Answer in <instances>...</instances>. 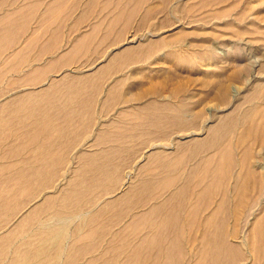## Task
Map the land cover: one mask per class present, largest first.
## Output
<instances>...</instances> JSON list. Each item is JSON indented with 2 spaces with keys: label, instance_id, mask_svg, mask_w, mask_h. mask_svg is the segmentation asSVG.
<instances>
[{
  "label": "bare ground",
  "instance_id": "bare-ground-1",
  "mask_svg": "<svg viewBox=\"0 0 264 264\" xmlns=\"http://www.w3.org/2000/svg\"><path fill=\"white\" fill-rule=\"evenodd\" d=\"M114 5L115 28L126 19L127 30L135 18L132 40L107 55L97 73L71 80L85 97L93 87L104 96L108 87L106 95L120 107L114 118L96 132H88L86 120L62 121L46 137L28 134L21 120L0 122V130L5 128L0 264H264V173L258 168L264 69L246 95L233 100L230 85L238 70L228 75L222 66L228 59L206 52L212 64L207 63L203 85L219 105L209 115L194 110L200 101L192 95L157 96L162 85L157 78L145 83L154 97L143 94L145 88L139 93V82L131 80L133 71L147 70L151 57L184 36L237 39L242 30L233 25L246 23L250 30L242 32L264 35L257 24L259 4L114 0ZM190 63L179 57V65ZM13 126L16 131H7ZM86 141L90 146L78 149Z\"/></svg>",
  "mask_w": 264,
  "mask_h": 264
},
{
  "label": "crops",
  "instance_id": "crops-1",
  "mask_svg": "<svg viewBox=\"0 0 264 264\" xmlns=\"http://www.w3.org/2000/svg\"><path fill=\"white\" fill-rule=\"evenodd\" d=\"M115 8L114 0H0V122L21 120L28 134L46 137L62 121L86 120L88 132H96L114 118L120 107L106 95L108 87L104 96L93 87L85 97L72 81L97 73L107 55L132 40L135 18L129 30L126 19L115 28Z\"/></svg>",
  "mask_w": 264,
  "mask_h": 264
},
{
  "label": "rangeland",
  "instance_id": "rangeland-1",
  "mask_svg": "<svg viewBox=\"0 0 264 264\" xmlns=\"http://www.w3.org/2000/svg\"><path fill=\"white\" fill-rule=\"evenodd\" d=\"M254 3L259 4L258 10H257V12L259 13V15H258L259 21L257 22V24H258V26H261L264 28V3L260 4L261 3L260 0H254ZM181 23L182 22L180 21L179 25H182ZM177 25H178V23H177ZM195 25L196 24H191V26H188V28L190 27L189 30H193ZM233 27L236 28L238 31L250 30L249 23H246L243 25L234 24ZM179 28H181V27H179ZM173 29L170 30V32H166V33L172 34L177 30L175 28H173ZM242 31H241V35L237 39H235L233 37L223 39V37H220L218 39L208 40L205 36L204 37L198 36V35L197 36L196 35L184 36L182 39H180L179 43H172V44H170L169 47L164 48V50L161 51L159 54L151 57V60H149L150 63L148 62L150 64V65H148L149 66L147 69L148 71L143 70V69H136L137 72L133 71L131 73V80L133 82H139L140 88L137 89L139 91V93H140V91H142L145 88V90L142 91L143 94H146V96H149V97H154V94H151V92H152V89L150 88L151 86L146 87V85L150 84L149 81L151 79L155 80L157 78L156 79L157 82L162 81L161 82L162 85L157 87L158 88V91H157L158 93L156 94L157 96H163V95H164V97H171V96L177 97L178 96L179 98H181V97H184L186 95H187L186 97H188V95H192L193 97H195L196 99H198L200 101L197 105H193L194 110H196V109L201 110L202 109V111H204L206 113V115H209L212 112H214L217 109L216 107H218L219 105L217 104V101H215V100H214L215 102H213V100L211 101V99L209 97L212 96V93L209 92L207 87L203 85L206 82L205 81L206 77H208V74L206 76L204 73L207 71V69H206L207 63L212 64L210 62H206V60H205L206 52L211 50L214 53L218 54L220 57L225 58V60L228 59V61L226 63L222 62L223 63L222 66L224 65L223 67H225L227 69V70H225V71H227L226 73H229L228 75H232L234 73L233 71L235 69L238 70V72H237L238 79L235 80L236 84L234 82H231V85H230V87L232 86L231 87V89H232V91H231L232 95L231 96H233L232 97L233 100H239L242 96L246 95L245 93H247L249 91L251 86L262 77L260 69H262V68L264 69V35H262V34L250 35V34H246V33L242 32ZM229 40H231V41H229ZM208 41L210 42V44ZM182 50H183V52H182ZM201 50H202V52H201ZM173 54H175V55H173ZM183 55H184V57H187L190 59V62H191L190 65L191 66L190 65H188V66L184 65L183 66L181 64L179 65V57L183 56ZM203 59L205 62H202ZM157 60H158V62H156ZM151 63H155V66L153 64V67H152ZM159 63H161V64H159ZM243 66L246 68H244ZM135 68L136 67H133V69H135ZM152 70H154V71H152ZM169 71L171 73H173V77H175V78H173V77H172L173 79L171 78L172 75H171V73H169ZM144 75H146V77ZM213 75H215V74H213ZM213 75H212V77H213ZM204 76H205V78H204ZM148 78H150V79H148ZM163 78L166 79V81L164 80L165 82L163 81ZM170 78H171V80H170ZM152 80H151V82H152ZM173 80L176 83L178 82L177 84L174 82V84L177 86L173 85V82H172ZM207 81H208V78H207ZM145 83H147V84L145 85ZM163 83H165V84L167 83L166 87ZM141 84L143 86L145 85V87L142 88ZM240 86L241 87L243 86V87L241 88ZM169 87H171V89ZM139 89H142V90H139ZM162 89H164V90H162ZM166 91L169 93V95ZM205 91L208 92L207 94H209V96L205 97V95H207L205 93ZM210 93H211V95H210ZM211 98H213V96ZM202 101H204V102H202ZM205 101L207 104H205ZM210 102H212V103H210ZM203 105L205 108L202 107ZM197 106L200 109L197 108ZM206 106H208V107H206ZM258 165L260 166L258 168L259 169L261 168L262 169L261 171L264 173V147H263V150L260 151V159H259Z\"/></svg>",
  "mask_w": 264,
  "mask_h": 264
}]
</instances>
